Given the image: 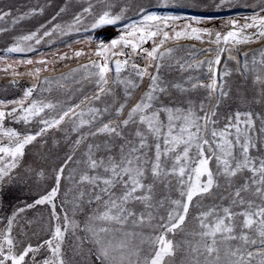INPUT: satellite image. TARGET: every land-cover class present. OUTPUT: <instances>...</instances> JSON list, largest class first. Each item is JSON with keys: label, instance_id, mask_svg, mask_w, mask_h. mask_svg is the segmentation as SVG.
Wrapping results in <instances>:
<instances>
[{"label": "snow or ice", "instance_id": "6c2138e0", "mask_svg": "<svg viewBox=\"0 0 264 264\" xmlns=\"http://www.w3.org/2000/svg\"><path fill=\"white\" fill-rule=\"evenodd\" d=\"M240 6L253 15L222 30L150 10ZM65 10L3 51L37 53L74 32L118 34L88 35L75 41L87 49L51 59L0 57L5 91L20 93L0 99V191L32 176L51 181L0 219V264H264V0H87L71 22L53 24ZM16 12L0 8V22L14 27L44 9ZM181 40L210 46L198 50L202 59L183 60L169 46ZM70 60L77 66L64 63L57 75ZM173 68L199 74L176 81ZM50 133L70 150L48 174L25 157ZM44 205L45 238L33 244L26 228L36 221L24 214Z\"/></svg>", "mask_w": 264, "mask_h": 264}, {"label": "rangeland", "instance_id": "374dc122", "mask_svg": "<svg viewBox=\"0 0 264 264\" xmlns=\"http://www.w3.org/2000/svg\"><path fill=\"white\" fill-rule=\"evenodd\" d=\"M118 4L125 3L126 0H116ZM127 2H132V0H127ZM145 4L148 3V0H140ZM207 3H211V0H205ZM248 4L255 3V0H246ZM243 3V0H242ZM87 5V0H0V8H4L5 10L9 9V6L15 14H18L16 10H19V14H22L26 11H29L32 8H40L44 9L42 15H38L32 17L31 19H26L22 21L20 24L16 26H12L10 21L8 24L4 22H0V27H9L10 31L6 33H0V57L7 56L9 61L11 60H19V59H28V58H45L51 59V54L56 52L57 55L62 54L64 52H70L72 50H79V49H87V45L75 43L77 40L85 39L88 35H92L94 39L102 40L103 34L107 33L109 29H114L117 32L116 28L108 27L104 29H98L94 33L92 32H84L81 31L79 33H72L69 36H63L55 38V43L52 45H41L38 48L37 53H13V54H6L3 49L13 42V37L19 36L22 34H27L29 31L35 30L39 27L40 23H47L51 20L52 16L56 15L60 8H65L66 10L57 17L55 21H52L53 24L55 23H62L66 24L71 22L73 15L82 10L83 6ZM151 11H155L158 15H178L184 18H193V17H200L203 23L197 25L194 21L191 20H183L179 23L184 22H192L193 27H206L209 29L214 30H222L224 21L235 18L240 19L241 17L253 15L254 9L251 7H235V8H225L223 10L217 11L215 9H205L201 8H176V9H164V8H156L153 7L150 9ZM258 11V9H255ZM130 15L137 19L138 17L135 16L134 13H130ZM50 26V25H49ZM107 31V32H106ZM118 33V32H117ZM108 34V33H107ZM207 37H205V40ZM105 41V40H104ZM107 42V41H106ZM71 45V49L69 48ZM195 46V51L193 50L192 46ZM146 46H150L146 45ZM169 46L178 47L181 51L177 54L179 58L183 60H191L195 59H202L203 56L199 53V49L207 48L210 45L207 43L201 44L197 41L191 40H181L176 44H171ZM94 47V46H93ZM253 47H257L253 45ZM194 52V55L190 56L189 53ZM81 63L85 62L83 60L80 61ZM64 63H67L70 67H76L77 62L75 60L60 62L59 66L57 67V75L60 72H67L68 69L63 66ZM4 67V63L0 62V69ZM20 70H23L21 67ZM164 71H169L165 69ZM171 74L169 79L180 81L184 77L189 74L197 75L199 73L196 72H185L180 73L178 70L173 68L170 70ZM10 79V76H6L3 72H0V99H13L18 98L20 95L19 91L16 89H9V91H5V87L7 86V82ZM27 78L24 81H21L22 85L26 86ZM234 86L239 84L238 78H233ZM78 95V94H77ZM53 98H59L61 100H66L68 97L65 95H59L58 97L54 94ZM6 126H15L17 128L20 125H11L6 124ZM55 136V139L59 140V144L53 145L51 143V139ZM75 135V134H73ZM49 143L45 145L43 148H38L29 146L26 149V152L29 154L26 155L25 161L28 164H31L33 167H36L38 164H42L46 169V172L50 174L51 167L55 164L61 162L62 158L65 154L70 150V144L63 139L62 133H50L49 134ZM30 150V151H29ZM37 151L43 152L47 156V160L43 161L40 160L36 153ZM72 166L70 165L69 168ZM23 174V173H22ZM51 181H38L35 176H32L30 179H27V182H17L13 185L7 186L3 191H0V219L3 218L4 215H10L11 211L16 208L23 206L24 203H31L34 199L38 198V194H43L47 185H50ZM63 190V187H62ZM57 204L59 205V200H57ZM48 206H37L34 209L27 210L24 216L27 219H33L36 221L31 228H26V231L29 233V239L33 244L37 243L40 239L45 238V232L42 231L43 227V220H46L48 217ZM43 218V220L41 219ZM23 223V221H21ZM35 231L38 235L33 236L32 232Z\"/></svg>", "mask_w": 264, "mask_h": 264}, {"label": "trees", "instance_id": "16d2710c", "mask_svg": "<svg viewBox=\"0 0 264 264\" xmlns=\"http://www.w3.org/2000/svg\"><path fill=\"white\" fill-rule=\"evenodd\" d=\"M107 33H105V34L102 35L103 36V39L102 40L107 41L109 38H114L118 34L114 29H109ZM59 64L60 63H58L57 66H59Z\"/></svg>", "mask_w": 264, "mask_h": 264}]
</instances>
